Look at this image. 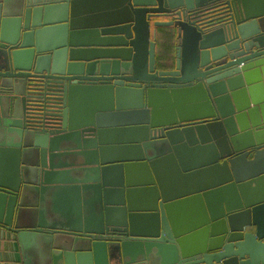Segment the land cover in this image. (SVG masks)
Instances as JSON below:
<instances>
[{"label":"water","instance_id":"water-1","mask_svg":"<svg viewBox=\"0 0 264 264\" xmlns=\"http://www.w3.org/2000/svg\"><path fill=\"white\" fill-rule=\"evenodd\" d=\"M0 227L23 264H264V0H0Z\"/></svg>","mask_w":264,"mask_h":264},{"label":"crops","instance_id":"crops-1","mask_svg":"<svg viewBox=\"0 0 264 264\" xmlns=\"http://www.w3.org/2000/svg\"><path fill=\"white\" fill-rule=\"evenodd\" d=\"M176 39L169 41L166 37L158 40V56L168 54L169 64H173L176 56ZM0 264H23V259L19 251V246L12 233L0 227Z\"/></svg>","mask_w":264,"mask_h":264},{"label":"trees","instance_id":"trees-1","mask_svg":"<svg viewBox=\"0 0 264 264\" xmlns=\"http://www.w3.org/2000/svg\"><path fill=\"white\" fill-rule=\"evenodd\" d=\"M168 32L170 33V36L168 37L169 41H173L174 42L175 37H174V34H173L172 30H168ZM158 57H159L160 60H166L168 62L170 60L169 57H168V54H166V53L164 55H162V56L159 55Z\"/></svg>","mask_w":264,"mask_h":264}]
</instances>
